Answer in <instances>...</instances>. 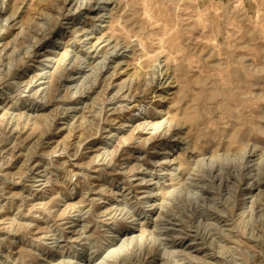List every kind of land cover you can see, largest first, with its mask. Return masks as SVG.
Listing matches in <instances>:
<instances>
[{"label":"rangeland","instance_id":"rangeland-1","mask_svg":"<svg viewBox=\"0 0 264 264\" xmlns=\"http://www.w3.org/2000/svg\"><path fill=\"white\" fill-rule=\"evenodd\" d=\"M0 264H264V0H0Z\"/></svg>","mask_w":264,"mask_h":264}]
</instances>
